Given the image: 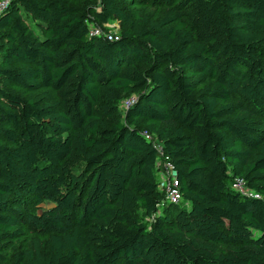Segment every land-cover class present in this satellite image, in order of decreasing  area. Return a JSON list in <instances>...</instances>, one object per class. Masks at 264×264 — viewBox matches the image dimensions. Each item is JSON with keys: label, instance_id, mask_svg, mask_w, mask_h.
Returning a JSON list of instances; mask_svg holds the SVG:
<instances>
[{"label": "trees", "instance_id": "obj_1", "mask_svg": "<svg viewBox=\"0 0 264 264\" xmlns=\"http://www.w3.org/2000/svg\"><path fill=\"white\" fill-rule=\"evenodd\" d=\"M130 1L168 10L0 13V243L43 200L33 222L56 232L0 264H264V0ZM109 22L117 40L90 36ZM153 139L188 209L164 200Z\"/></svg>", "mask_w": 264, "mask_h": 264}, {"label": "rangeland", "instance_id": "obj_2", "mask_svg": "<svg viewBox=\"0 0 264 264\" xmlns=\"http://www.w3.org/2000/svg\"><path fill=\"white\" fill-rule=\"evenodd\" d=\"M70 3L74 6L81 7L85 1L89 0H69ZM121 8L129 13H133L136 10H143L146 14H151L156 17L161 16L163 13L167 12L168 8L162 5L154 4L149 2L145 5L133 4L130 0H118ZM102 32L109 35H117L118 29L115 22H109L105 27L101 28ZM17 92L22 95L25 92L21 88H16ZM128 98L125 99L119 106V114L123 118L124 112L126 110V104L128 103ZM259 125L264 128V116L257 118ZM153 142L156 146L160 145L155 139ZM158 183L160 181V174L156 173ZM161 190V189H159ZM55 207V204L49 200H43L38 205H28L24 209H20L21 217V232L19 237L11 239L7 242L0 243V256L5 258H10L14 253L26 251L32 248L33 240H37L39 243L48 244L49 237L51 234H56V232H49L37 226L33 222V215H42L43 216L51 209ZM179 209L189 208V205L185 202L179 204Z\"/></svg>", "mask_w": 264, "mask_h": 264}, {"label": "built area", "instance_id": "obj_3", "mask_svg": "<svg viewBox=\"0 0 264 264\" xmlns=\"http://www.w3.org/2000/svg\"><path fill=\"white\" fill-rule=\"evenodd\" d=\"M10 1L11 0H0V13L3 12L5 9H7V7L10 4ZM106 25L107 24H105L103 27H105ZM116 26L118 29L117 23H116ZM101 35H106L109 39H114V40L118 39V34L113 36V35L103 33L101 28H98V27L90 28V36H101ZM128 103L126 104V107L128 106ZM155 147L159 153V159L156 162V173H159L161 176L160 181H159V189H161V192H163L164 198H165L164 200L166 202H169L172 204H180L182 202V197L179 191V184L177 180V174H176L175 167L173 163L171 162L169 156H167L163 152L161 145H158V146L155 145ZM232 188L237 192L251 195L245 189L244 182L240 179H236L233 182ZM255 197H258V196L255 195Z\"/></svg>", "mask_w": 264, "mask_h": 264}]
</instances>
